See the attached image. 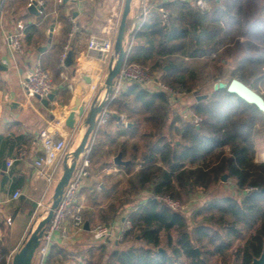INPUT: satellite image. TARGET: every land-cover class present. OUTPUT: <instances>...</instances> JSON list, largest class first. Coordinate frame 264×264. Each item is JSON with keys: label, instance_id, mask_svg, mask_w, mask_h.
<instances>
[{"label": "trees", "instance_id": "obj_1", "mask_svg": "<svg viewBox=\"0 0 264 264\" xmlns=\"http://www.w3.org/2000/svg\"><path fill=\"white\" fill-rule=\"evenodd\" d=\"M210 3L206 13L186 0L156 5L127 41L126 63L161 72L163 84L184 95L224 75V57L236 41L246 38L249 44L264 46V0ZM159 8L170 11L168 24ZM24 31V42L33 44L38 26H24ZM196 60L205 62L193 66ZM41 65L55 73L61 70L58 60L48 59ZM254 77H264V50L243 58L230 80L237 78L250 86ZM172 106L165 93L139 85H129L107 101L105 110L112 116L105 124H97L87 147L100 180L81 188L79 203L90 228L98 222L112 224L130 207L132 228L124 240L133 244L109 250L108 244L91 242L78 251L81 260L76 264H251L262 254L264 162L255 160L254 136L264 127V112L226 87L211 91L191 107L203 119L199 126L176 112L171 118ZM110 150L129 162L119 165L122 173L102 172L112 165ZM138 165L140 169L135 170ZM224 175L234 180L239 199L206 202L194 213V220L200 219L193 228L183 212L156 199L207 191ZM247 188L252 190L245 192ZM145 192L149 194L142 195ZM138 196L140 201L134 203L132 198ZM65 252L51 246L48 264L62 262ZM4 260L0 264H6Z\"/></svg>", "mask_w": 264, "mask_h": 264}, {"label": "crops", "instance_id": "obj_2", "mask_svg": "<svg viewBox=\"0 0 264 264\" xmlns=\"http://www.w3.org/2000/svg\"><path fill=\"white\" fill-rule=\"evenodd\" d=\"M32 1L37 0H4L0 12V250L3 258L14 255L20 249L33 229V224L42 214V209L38 208V201L42 200L44 204L49 203L53 191L51 188L55 186L62 174L64 161L57 169L51 184H47L44 178L40 179L36 175L34 160L41 154L38 143L39 132L48 128L65 138L68 146L70 144L68 152L77 148L85 133V116L81 117L73 108L78 103L88 109L102 87L95 91L92 89L94 84L92 72L97 63L92 60L94 54L88 52L87 46L92 36L101 35L115 0H95L94 2L80 0L66 3L64 1L62 4H58L56 0H41L43 6L41 11L39 10V15L29 11V4ZM172 1L174 0H150L154 5ZM1 2L2 0L0 4ZM128 20L127 41L138 22L136 0H133ZM18 24L24 25L25 28L30 24L38 26V32L35 33L34 42L31 45L24 42L25 31H22L24 55L12 53L6 40V34L16 31ZM73 28H75L74 37L68 42L69 33ZM50 34H52L51 45L41 53L38 49L48 45ZM67 44H69L68 52L72 53L73 60L70 66L62 65L60 62V54ZM48 59L51 62L58 60L61 67L59 73L52 71L55 74L54 91L57 92L54 100L49 102L48 106H44L37 98L26 100V103L14 113L11 109L12 98L23 94L20 84L26 71L35 62L42 63ZM154 86L158 88L156 84ZM104 96V92L100 93L99 101ZM110 113L112 116V112ZM70 118L76 120L74 128L66 126V121ZM122 122L127 123L124 118ZM111 125L115 128L114 123ZM20 146L27 149V159L7 167V161L13 158ZM115 157L110 150L109 158L112 165L103 169V173L109 175L123 172L119 165L115 164ZM138 169H140L139 165L135 170ZM99 180V173L95 171L91 163L90 175L84 180L82 187L92 186ZM17 190L22 195L18 199H13V194ZM148 194L145 192L142 195ZM6 218L13 220L11 227L6 225ZM121 219L122 216L116 218L115 224L119 225ZM53 237L57 239L53 238L52 247L63 248L65 251L86 248L87 239L93 242L88 232L65 242L62 241L58 232H55ZM114 245L115 248L118 246ZM47 261L48 256L41 262L36 255L33 264H48Z\"/></svg>", "mask_w": 264, "mask_h": 264}, {"label": "built area", "instance_id": "obj_3", "mask_svg": "<svg viewBox=\"0 0 264 264\" xmlns=\"http://www.w3.org/2000/svg\"><path fill=\"white\" fill-rule=\"evenodd\" d=\"M58 4H62L65 0H56ZM70 2H78L80 0H68ZM94 2L95 0H87ZM191 5L202 13H206L211 9V0H186ZM217 5L222 6L226 0H212ZM33 2V1H32ZM30 2L29 5L32 4ZM138 5V22L136 28L150 16L151 12L156 9V5L152 4L150 0H136ZM125 0H115L111 7L109 17L105 26L102 28L100 36H92L89 39L87 50L94 54V60L97 66L92 72L93 82L92 89L95 91L103 85L108 74L110 65L116 60L114 52V44L120 25V20L123 13ZM4 0L0 4V12L2 10ZM36 4L39 6L40 11L43 6L41 0H37ZM159 12L166 24L169 23L170 11L166 8H159ZM24 25L18 24L16 31H10L6 34V40L12 53L16 55H24L25 49L22 42V31ZM133 30V32H134ZM133 32L131 36L133 35ZM75 34V28L69 33V41L72 40ZM130 36V37H131ZM69 44H67L62 53L60 54V62L64 65L67 58ZM222 81H218L215 86ZM151 83L158 86L159 91L165 93L169 99L175 101V93L168 86L161 84L158 79L151 78L147 69L138 64L124 63L120 74L115 80L114 94H119L129 85H139L143 88L148 87ZM20 87L25 95L26 100H32L39 97L40 99H47L50 94L54 92V82L52 74L49 70L43 68L40 62H35L26 71L24 78L21 81ZM215 89V87H214ZM111 113L107 110L103 111L98 117V124H105L110 118ZM183 120L187 123L199 126L203 119L193 110L187 111L183 115ZM38 143L41 149V154L34 160V167L36 175L40 179H45L47 184H51L57 169L62 162L68 157L71 152H67V140L60 137L57 133L50 131L48 128L43 129L38 134ZM89 149L77 161L73 175L67 184L61 201L53 212V216L49 224L45 227L39 249L37 251L38 257L41 262L45 260L48 252L53 244V235L55 232L60 234L62 241H69L72 238L81 237L85 232L90 234L93 242L120 245L125 239L127 232L132 228V221L125 212L122 215L119 225L113 222L110 225L98 224L89 231L85 230V222L82 217V205L79 203V193L83 186L84 180L90 175L91 162L88 157ZM28 157V151L25 147L20 146L13 158L7 161V167L13 166L15 162H23ZM252 188H247L245 192H249ZM22 193L17 190L13 194V199H18ZM157 200L162 202L173 211L181 212L183 210L179 201L166 195L156 197ZM38 208L42 209V213L47 214L50 206L44 204L42 200L38 201ZM6 225L11 227L13 220L6 218ZM13 254L4 258L6 264H11ZM2 257L0 256V260Z\"/></svg>", "mask_w": 264, "mask_h": 264}, {"label": "water", "instance_id": "obj_4", "mask_svg": "<svg viewBox=\"0 0 264 264\" xmlns=\"http://www.w3.org/2000/svg\"><path fill=\"white\" fill-rule=\"evenodd\" d=\"M68 0H65V3ZM133 0H125L122 17L120 20V25L118 28L117 37L114 44V52L116 55V60L112 65H110L108 74L103 84V89L105 90V96L102 100L99 101L98 98L93 99L89 108L86 109L84 106L77 105L73 108L75 112H77L81 117L85 116L84 124L86 126L85 133L78 144L77 148L71 152L68 157L63 162V170L60 178L57 180L52 195V204L48 210L47 215L37 224L36 228L31 230L28 237L23 242L20 249L14 254L12 258L11 264H33V260L37 255V251L39 249L41 239L45 230V227L49 224L54 210L57 208L61 198L63 196L64 190L69 183L74 169L76 167L77 161L80 157L85 153L90 137L95 130L98 124L99 115L105 111V107L109 98L114 94V84L115 80L121 72V69L126 62V35H127V27H128V18L131 11ZM39 7L36 4V1H33L29 6V11L35 15H39ZM53 30V29H51ZM52 42V34L49 36L48 45L40 47L38 50L43 53L48 49V46L51 45ZM72 53L68 52L67 58L64 62L65 66H70L72 64ZM227 88V91L231 94L237 95L241 100L245 101L248 104H252L257 107L258 110L264 112V98L262 95L254 91L252 88L244 84L237 78L232 79L227 85L224 82H220L215 86V89L219 88ZM57 94L54 91L52 94L48 96L47 99H40L44 106H48L49 102L53 101L55 95ZM206 96H202L198 98V100L204 98ZM26 103V98L24 94H20L19 96H15L12 98L11 109L14 113L18 110V108ZM116 116V115H114ZM76 124V120L70 118L66 121V126L69 128H74ZM71 160V164H70ZM114 162L120 166H127L129 164L128 161L122 159L121 154H118L114 158ZM3 168H5V164H3ZM227 178L226 175L223 176V180L225 181ZM90 226L88 223H85V230L89 231ZM251 264H264V247L262 254L259 258H255Z\"/></svg>", "mask_w": 264, "mask_h": 264}, {"label": "rangeland", "instance_id": "obj_5", "mask_svg": "<svg viewBox=\"0 0 264 264\" xmlns=\"http://www.w3.org/2000/svg\"><path fill=\"white\" fill-rule=\"evenodd\" d=\"M136 7H137V12H138L137 2H136ZM254 44L255 43L249 44V43H247L246 38H242L241 40H238L234 44L229 46L228 48L230 51L224 57L225 62H226L223 66L224 75L218 76V78L208 79L207 82L200 84L193 91V93L182 95V94H179L178 92H175L172 89L175 93L176 99H175V101L169 99L173 105L172 108L170 109L171 118H174V116H175L173 112H176L177 115L180 114L183 117V115L187 111H189L191 109V107L196 104V102H198V98H200L202 96H206L209 93H211V91L215 90L214 87L218 81H222L227 85L231 81L230 80L231 72L233 71V69L238 67V65L240 64V62L243 58H246L249 56L260 55V53L264 50V46L259 45V44H255V45ZM204 62H205V60H196L193 62L192 65L193 66H200V65H203ZM146 69H147L148 73L151 75V78L158 79V81L161 84L164 83L162 81V73L161 72L152 73V72H150L149 67H147ZM50 72L53 76V80L55 81V76H54L55 74L52 72V70H50ZM153 85L154 84L151 83L145 89L150 90L151 92H161L155 86L153 87ZM249 85H250L249 86L250 88H252L254 91H256L257 93L262 95L264 98V77L252 78L251 81L249 82ZM166 86H168V85H166ZM168 87L171 89L170 86H168ZM102 92H104V94H105V90L103 89V85L93 99H96V98L99 99V94ZM254 141H255V160H256V162H264V127L260 126L258 128V130L254 136ZM69 146H70V144H69ZM69 146H67V149ZM73 151L74 150H72V152ZM70 164H71V160H70ZM53 189H54V185L52 186L51 190H53ZM52 195H53V191H52ZM52 195L50 197L48 206H51V204H52ZM166 196H170V195L168 194ZM170 197H172V196H170ZM222 197H234L236 199L237 198L239 199V197H240L239 191L237 190V188L235 186V182L233 179L226 178L225 181L223 180V181H219L215 184H212L207 191H203V190L198 189L194 193H192L190 196L183 195L180 198H174V199L179 201L180 204L182 205L183 210L181 212H183L184 216L187 218L190 228H193L195 226L196 222H198L200 219V217H198L199 219L194 220V217H193L194 213L197 210H199L206 202L213 200L215 198H222ZM132 199L134 200V203H137L138 201H140L141 197L140 196L133 197ZM130 210H131L130 207H128L126 210L124 209V211L122 210V212L116 218H120L125 212L129 213ZM46 215L47 214L42 213L41 216H39V220L35 224H33V229L36 228L37 224ZM98 224H102V223L98 222ZM54 239H57V237ZM129 239H130V237H129ZM127 240H128V238L126 240H123V242L120 243L118 248L123 249V248L129 247L131 244H133V242L127 241ZM87 242H88L87 244L90 245L91 241L89 239H87ZM108 246H109L108 247L109 250H112L115 248V245L113 242H110ZM79 250L80 249H75L73 251H66L64 254V255H66V257L65 256L60 257V259H62V262L61 261L60 262H51V264H76L77 261L81 260V258H79V256H76L79 254V252H78ZM48 255H49V252H48L47 256Z\"/></svg>", "mask_w": 264, "mask_h": 264}]
</instances>
